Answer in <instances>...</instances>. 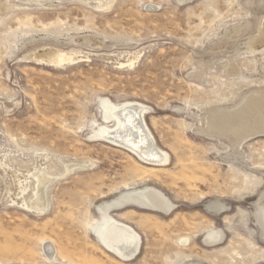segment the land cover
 <instances>
[{"label":"rangeland","instance_id":"rangeland-1","mask_svg":"<svg viewBox=\"0 0 264 264\" xmlns=\"http://www.w3.org/2000/svg\"><path fill=\"white\" fill-rule=\"evenodd\" d=\"M107 101L166 165L99 136ZM149 190L169 209L102 210ZM263 213L264 0H0V264H264Z\"/></svg>","mask_w":264,"mask_h":264},{"label":"bare ground","instance_id":"bare-ground-1","mask_svg":"<svg viewBox=\"0 0 264 264\" xmlns=\"http://www.w3.org/2000/svg\"><path fill=\"white\" fill-rule=\"evenodd\" d=\"M143 110V107L135 103L126 105L122 108H116L110 104L109 101H107L106 119L108 121L115 119L117 125L114 129H103L99 131V136L107 142H113L121 145L120 147L124 146L128 148L129 151L136 153L141 159L149 164L164 166L170 160L169 155L157 147L155 139L146 126V122L143 117ZM235 133L236 135L238 134L237 132ZM46 182L47 179L43 178L42 184L45 185ZM41 199L42 198H40L37 203H41ZM131 204L154 210L157 209L159 211L162 210V212L169 209L170 205L162 194L154 190H149L147 192L135 193L130 196L125 195L122 198L105 205L102 210L106 212L110 208H120V206L123 207L124 205ZM100 236L108 251L124 261L133 260L139 253L141 243L140 238L138 234L129 226L112 220L102 230ZM206 241H208V243H212L214 242V239L213 237H210ZM53 263L62 264L59 262H52L51 264Z\"/></svg>","mask_w":264,"mask_h":264},{"label":"water","instance_id":"water-1","mask_svg":"<svg viewBox=\"0 0 264 264\" xmlns=\"http://www.w3.org/2000/svg\"><path fill=\"white\" fill-rule=\"evenodd\" d=\"M249 106V105H248ZM253 108L255 109V110H253ZM242 109V108H241ZM259 110L260 109H256V106H254V105H250V107H249V111L251 112V113H247V115H245L246 116V118H245V116L244 115H240V111L238 112L239 114H237L234 118H235V120H234V122L235 123H237V124H240V123H242L243 124V121H244V119L245 120H247L248 119V122L249 123H252L253 121H255L256 119H257V116H259ZM242 113H244V112H242ZM241 113V114H242ZM239 115V116H238ZM239 118H241L242 119V122L240 121L241 119H239ZM245 123V122H244Z\"/></svg>","mask_w":264,"mask_h":264}]
</instances>
